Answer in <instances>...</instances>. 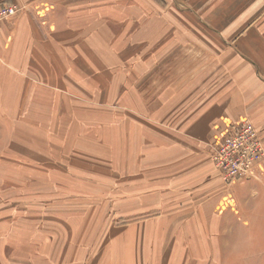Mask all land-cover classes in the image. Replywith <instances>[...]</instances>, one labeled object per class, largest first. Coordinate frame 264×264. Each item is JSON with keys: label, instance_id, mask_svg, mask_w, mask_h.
<instances>
[{"label": "crops", "instance_id": "obj_1", "mask_svg": "<svg viewBox=\"0 0 264 264\" xmlns=\"http://www.w3.org/2000/svg\"><path fill=\"white\" fill-rule=\"evenodd\" d=\"M6 4L23 8L0 22V119L5 113L15 128L8 144L19 134L31 142L21 130L28 128L47 142L41 167L23 171L41 176L43 191L137 190L144 208L146 182L156 179L148 192L184 194L188 222L201 224L209 207L240 213L243 194L263 191V164L224 189L205 142L214 128L246 118L264 143V0H0ZM128 26L153 39L119 35ZM131 160L138 173L119 178Z\"/></svg>", "mask_w": 264, "mask_h": 264}, {"label": "rangeland", "instance_id": "obj_2", "mask_svg": "<svg viewBox=\"0 0 264 264\" xmlns=\"http://www.w3.org/2000/svg\"><path fill=\"white\" fill-rule=\"evenodd\" d=\"M15 6L17 11L23 8ZM86 30L83 28L81 33L84 35ZM125 34L133 40L144 35L153 39L152 33L129 26L126 33L119 32ZM10 123V117L2 113L0 264H264V184L260 183L263 191L255 192L254 197L242 195L243 208L237 207L240 213L228 209L215 215L209 207V222L205 224L194 217L188 222L191 208L184 203V194L183 199L177 200L165 198L170 193L164 191L148 192L153 184L159 185L156 179L146 182L144 208L137 207V190L43 191L41 176L23 171L41 167L39 153L46 152L48 144L41 133L30 128L21 130L27 137L31 135V142L23 141L18 133L19 138L8 144V133L15 131ZM214 129L217 135L222 128ZM214 139L212 136L205 142L209 160ZM138 164L139 161L131 160L129 169L119 178L132 179L138 173ZM127 171L130 176H124ZM168 181L162 180V184ZM232 190L228 195L234 193ZM97 198L106 201L102 206L91 207V201L83 200ZM117 200L131 205L115 207L113 201ZM203 249H214V254L204 255Z\"/></svg>", "mask_w": 264, "mask_h": 264}, {"label": "built area", "instance_id": "obj_3", "mask_svg": "<svg viewBox=\"0 0 264 264\" xmlns=\"http://www.w3.org/2000/svg\"><path fill=\"white\" fill-rule=\"evenodd\" d=\"M15 4L0 8V22L14 15ZM211 146L210 162L225 185L254 177L264 165V143L255 126L246 118L228 122L215 135Z\"/></svg>", "mask_w": 264, "mask_h": 264}]
</instances>
